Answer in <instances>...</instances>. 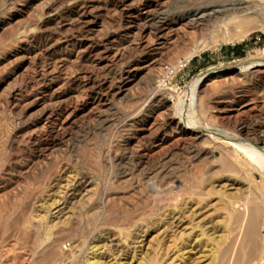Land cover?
I'll return each mask as SVG.
<instances>
[{"label": "rangeland", "instance_id": "rangeland-1", "mask_svg": "<svg viewBox=\"0 0 264 264\" xmlns=\"http://www.w3.org/2000/svg\"><path fill=\"white\" fill-rule=\"evenodd\" d=\"M52 1L0 0V264H31L30 262L33 264H86L87 258H95L104 264H264V177H262L264 174H259L260 171L255 165L242 154L239 155L240 159L230 154L229 150L232 149V153L234 148L231 146L232 143L240 140L233 139L232 130L228 125L215 123L214 119L209 118L213 114L210 112H213L214 109V113H217L215 105H226L227 109L231 105L234 106L232 103H236V101L232 100H236L238 88L235 86L239 84V87H246L252 94L254 93L251 99L257 101L255 103L258 105L256 104V110L254 109L252 113L264 112V106H261L264 105V101L261 100V97L264 98V76L261 77L255 73L264 66V9L244 16L245 12H238V10L244 8L246 12L250 11L247 5L250 0H179L175 4L169 5L162 16L160 14V18L154 21L166 20L168 25L163 33L165 37L167 35L165 40L164 36L158 37L152 31L141 36L138 34V29L134 27L143 23L139 13L144 10L147 0H129L126 3L127 6H124L125 12H121V14V9L113 3L117 0H113V2L99 0L95 3L96 6L92 5L93 9L90 8L88 10L90 14L88 13L86 16H82L80 10L73 9L70 5L73 0H68L55 8L58 15L55 24L53 23L54 25L51 27L53 32L58 34L55 33L58 36V43H55L56 45L53 43L52 48V44H48L51 47L48 46L43 39L40 41V39L30 37L33 33L38 32L35 27L36 23L41 19V16L43 17L45 6ZM259 1L264 6V0ZM195 8H207L214 11H208L204 17L186 16L180 20L181 22L178 21L176 25L172 26L173 29L169 28L171 21L176 16V11ZM236 15L242 18H238L237 21H234L237 23H234L231 19H234L233 17ZM61 16L65 19L63 20ZM71 22L73 24H70ZM226 23L228 25L230 23L231 26L225 27ZM64 24L69 25L68 30L61 27ZM170 30L172 33L167 32ZM94 31L97 33L96 36H94ZM30 33L31 35H29ZM147 34L150 35L148 39L151 38L149 45L152 49L147 51L148 53L141 50L135 52L128 47L135 46L141 39H146L145 41L148 43ZM91 36L92 39L95 37L100 39V43L91 51L85 52L83 43L91 41ZM28 37L31 39L27 41ZM114 39L116 41H113ZM121 42L124 43L123 46H127L121 48ZM116 47H119L120 50L124 49L127 54L122 63L112 62L113 51L117 50ZM238 47L241 48L239 51L235 49ZM227 48L231 49L227 50ZM110 49L113 52H110L111 56L106 54V51ZM76 52L79 54L77 55ZM128 56L130 57L128 58ZM72 58L77 61L74 62L75 60L73 61ZM144 60L152 61L151 63L154 64L146 72L139 74L137 83L132 84L133 96H130V92L129 97H122L115 92L116 87L111 92L113 95L106 94L103 88L92 91L83 88L88 78H96L97 81L104 79L110 81L111 78L110 82L115 80L113 83L116 84L118 77L127 78L130 71L145 63ZM70 61L71 63H69ZM106 63L108 65L104 67L103 64ZM64 64H68V67ZM101 64L104 69L100 67ZM134 64L136 67H132ZM61 67L64 68L60 69ZM99 68L103 71L101 69L100 71ZM38 73L45 74L44 81L35 80L40 75ZM198 78H207L211 81L212 90L208 97V102L211 103H204L205 99H202L193 88L195 87L194 82ZM61 81L63 83H60ZM69 81L71 82L69 83ZM44 82L46 85H43ZM83 82L84 84H82ZM62 84L64 87L61 88ZM48 85L54 88L55 96L60 92L76 95L79 100L76 96H74L76 98L72 96L74 102L71 110L76 107L75 109L82 115L70 129H67L66 134L61 133L55 136L54 141L52 131L48 126L50 117L37 115L38 109L32 100ZM55 86L59 89H56ZM157 87L163 88L166 95L171 97L172 103H170L174 105L173 108L178 114L172 110V115L176 114V118H183L182 122L184 123H187L189 119L192 120H189L191 123L194 121V125L198 122L199 126L205 123L202 125L204 129L200 131L202 139L197 141L200 149L195 146L193 149L191 148V151L190 149L183 150L184 153L179 151L177 153L179 156L183 155L182 158L179 156L170 157L171 160L163 158L160 161L163 164H151L152 167L149 165L140 166L132 156L131 149L137 144V147L141 148H138L139 150H143L149 145L144 140L141 142L138 137L142 130L148 133L151 125L147 122L146 126L142 128L138 120L149 115V111L152 109L149 99L158 89ZM192 91H195L194 95H192ZM169 92L171 93L169 94ZM254 96L255 98L260 97L259 100ZM227 97H230L231 101ZM224 101L226 102L224 103ZM52 102L51 106L54 105ZM212 104V109H210ZM205 106L207 107L205 108ZM209 109L210 111H208ZM85 111L87 115L83 113ZM158 111L154 116L161 115L160 117H163L160 113L161 110ZM140 112L141 114H139ZM261 113L257 115L258 119H254V117L247 119L246 124L250 127L251 134L259 136L262 133L260 136L264 137V117ZM57 114L58 109L54 108L52 116ZM83 114H85L84 117ZM183 116H187V120ZM184 123L183 125H186ZM197 124L195 126H198ZM206 124L209 125V128ZM217 126L222 127H219V131L215 133L218 130ZM225 126L229 127L228 130ZM36 131L44 134L39 137L41 140L34 142L31 140V136L36 134ZM224 131L226 135H223ZM161 135L163 136L161 133L157 139H160ZM137 139L140 140L138 143ZM41 141L43 144L38 145ZM126 142L128 143L126 144ZM242 142L241 144H245ZM220 143L226 146H220ZM203 146L204 149L212 147H215L212 149H217L215 165L218 163L219 165L216 167L220 168L222 172H225L223 170L226 169L225 176L230 178L238 176L237 180H241L237 182L242 186V191L232 188H229L232 191H228L232 197H234L233 193L234 195L237 192L240 193H238L240 197L237 198L238 194L235 195L236 198L234 197V200L237 201H233L237 202L234 210H237L238 207L241 210H237L239 213L233 212V221H230L228 217L223 221L220 219L218 221H221L218 226L222 230L223 226L225 227L226 241H219L222 230L211 234V224H206V221L200 223L195 221L196 224L191 225L187 217L189 212L196 208L194 203L197 198L201 199L200 202L203 199H208L207 202H201V206L213 204L216 200L213 207L217 208L212 207L209 212H204L203 217L209 213L210 216H208L213 218L220 215L217 212L221 213L219 210L222 207L220 206L222 205L221 201L218 202L215 197L209 198L198 190L187 193L172 192L171 189H168V187L170 188L169 184L161 183L162 180L171 179L179 184L183 178L175 179L174 177L184 175L183 171L181 173V169L185 170L183 163L180 165L181 162L188 164V158L191 155L193 157L197 150L203 149ZM45 147L47 150L44 149ZM221 147L223 151H221ZM39 148L40 150H38ZM223 152L230 154V157L224 155ZM222 157L227 159L222 161L219 159ZM233 158H236L237 161ZM174 159L179 160L180 163ZM233 160L236 162H232ZM242 162L245 164L243 165ZM164 163L167 164L164 165ZM195 163L192 164L193 167L200 166L199 163ZM176 166H181V168ZM232 166L235 168H231ZM241 166L244 167L241 168ZM169 167H172V170ZM222 167L223 169H221ZM173 171L176 173H174L175 176H170ZM233 171L237 172L233 175ZM249 172L251 173L248 174ZM166 174L170 178L167 179ZM78 179L81 180L80 183ZM206 179L209 181L207 176ZM206 179L203 181L201 177L194 181L193 185L198 183L197 181L205 182L206 185ZM83 183L85 184L83 185ZM249 184L254 185L256 189ZM159 185L161 186L158 187ZM247 189H249V193ZM242 193L249 199L240 200L241 197L244 198ZM259 194L260 197L263 195L262 203ZM217 202L219 205H216ZM258 206L263 207L258 208ZM215 209L217 210L215 211ZM256 209L257 211H255ZM251 211L254 212L253 216L250 215ZM258 213L262 215L257 216V218H261L258 219L259 222H255L258 221L257 218L253 219ZM28 216L29 218H27ZM171 219L176 224L171 225ZM179 222L184 223L182 228L175 226ZM238 222L242 223V226L240 223L238 225ZM257 223H259L258 226H256ZM185 226L186 228H184ZM249 233L253 234L252 238L254 237L258 243L255 241L253 243ZM53 240L56 242H52ZM47 244L52 245H48V248L52 249L49 253ZM258 244L259 246H257ZM184 246L186 247L184 248ZM252 246L255 250L252 249ZM54 248L59 252L56 249L53 251ZM55 253L56 255H53ZM58 258L62 262L58 261Z\"/></svg>", "mask_w": 264, "mask_h": 264}, {"label": "bare ground", "instance_id": "bare-ground-1", "mask_svg": "<svg viewBox=\"0 0 264 264\" xmlns=\"http://www.w3.org/2000/svg\"><path fill=\"white\" fill-rule=\"evenodd\" d=\"M67 2L68 0H53L52 2H50V3H48L46 6H45V8H44V14H42L43 15V17L41 16V19L40 20H38V22L36 23V28H37V30H38V32L37 33H33V31H32V33H33V35L32 36H30L32 39H40V41H41V39H43L46 43H47V45L48 44H52V48H53V43L55 44V43H58V40H57V37L58 36H56L55 35V33L53 32V28L51 27L52 25H54L55 23V20H56V18H57V15H58V12L55 10V8L58 6V5H61V4H63L64 2ZM97 1H99V0H73V2H71V6H72V8L73 9H78V10H80V12H81V15L82 16H86V15H88V13L90 12H88V10L92 7V5L93 6H96V2ZM105 1H107V0H105ZM129 0H117V1H115V2H113V0H110V2H113L119 9H121V11H120V14H121V12L122 13H124L125 12V9H124V6H127L126 5V3L128 2ZM131 1V0H130ZM176 1H179V0H147L146 1V4H145V8H144V10L143 11H139L140 13H139V17H140V19H141V21L143 22L142 23V25H139L138 23V25H136V26H134V27H136L135 29H138V31H139V35L141 34V36H143L144 34H146L147 32H151L152 31V33H154L155 32V34H156V36H164L165 37V35H163V33H165L164 32V30H165V28L167 27V23H166V20H163L162 18V20H159L158 22H154L156 19H158V18H160V14H161V16H162V13L163 12H165V10L168 8V6L169 5H171V4H175V3H177ZM95 4V5H94ZM129 4V3H128ZM144 4V3H143ZM247 5L249 6V9H250V11H248V12H246V9H244V8H240L239 10H238V12H245L244 13V16H246V15H249V14H252V13H255V11H262L263 9H264V6H263V4L259 1V0H250L249 1V3H247ZM70 6V7H71ZM129 6V5H128ZM59 7V6H58ZM144 7V6H143ZM100 8V7H99ZM113 8V7H112ZM130 8V7H129ZM65 9V8H64ZM91 9H93V8H91ZM107 9V8H106ZM139 9V8H138ZM69 10V9H68ZM95 10V9H94ZM96 10H98V8H96ZM59 11V10H58ZM64 11V10H63ZM93 11V10H92ZM208 11H214L213 9H207V8H195V9H191V10H178V11H176L175 12V17L173 18V21H171L172 23L170 24V27L169 28H171L172 26H174V25H176V23L178 22V21H180L181 19H183V18H185L186 16L187 17H204V15L206 14V13H208ZM61 12V11H60ZM76 12V11H75ZM94 12V11H93ZM43 13V12H42ZM63 14V13H62ZM72 14V13H71ZM77 14H79L80 15V13H77ZM77 14H76V16H77ZM90 14V13H89ZM92 14V13H91ZM98 14V13H97ZM101 14V13H100ZM103 15V14H102ZM101 15V16H102ZM137 15V14H136ZM72 16V15H71ZM94 16V15H93ZM123 16V15H122ZM159 16V17H158ZM238 15H236V17H233L234 19L236 18V20H234V19H231L233 22L234 21H237L238 20V18L239 17H237ZM239 16H241V15H239ZM63 16H61V18H62ZM65 17V16H64ZM78 17V16H77ZM97 17H98V15H97ZM67 18V17H66ZM72 18V17H71ZM88 18V17H87ZM94 18V17H93ZM96 18V17H95ZM100 18H102V17H100ZM104 18V17H103ZM102 18V19H103ZM240 18H242V17H240ZM239 18V19H240ZM58 19H59V16H58ZM63 19V18H62ZM65 19V18H64ZM63 19V20H64ZM69 19V18H68ZM68 19H67V21H68ZM79 19V18H78ZM91 19V18H90ZM166 19V18H165ZM191 19V18H190ZM77 20V19H76ZM137 20H138V18H137ZM136 20V21H137ZM188 20V19H187ZM66 21V22H67ZM132 21V20H131ZM140 21V20H139ZM140 21V22H141ZM183 21H185V20H183ZM189 21V20H188ZM192 21V20H191ZM195 21V20H194ZM232 21H230L232 24H233V22ZM57 22H58V20H57ZM70 22V21H69ZM74 22V21H73ZM88 22V21H87ZM99 22H101V21H99ZM99 22H97V23H99ZM104 22V21H103ZM133 22V21H132ZM154 22V23H153ZM181 22V21H180ZM229 22V21H228ZM54 23V24H53ZM59 23V22H58ZM65 23V22H64ZM68 23V22H67ZM90 23V22H89ZM234 23H237V22H234ZM70 24H73L72 22L70 23ZM79 24V23H78ZM81 24V23H80ZM88 24V23H87ZM102 24V23H101ZM77 25V24H76ZM85 25H86V23H85ZM99 25V24H98ZM102 25H104V24H102ZM226 25L227 26H225V27H230L231 25H230V23H229V25L226 23ZM69 25L68 24H64V25H61V27L63 28V29H67V27H68ZM73 26V25H72ZM131 26H132V24H131ZM54 27V26H53ZM128 27H129V25H128ZM176 27V26H175ZM56 28V27H55ZM54 28V29H55ZM72 28V27H71ZM126 28V27H125ZM169 28H167V29H169ZM253 28V27H252ZM251 28V29H252ZM255 28V27H254ZM65 29V30H66ZM84 29V28H83ZM82 29V30H83ZM101 29V28H100ZM133 29V28H132ZM171 29H173V28H171ZM258 29V28H257ZM68 30V29H67ZM85 30V29H84ZM87 30V29H86ZM92 30V29H91ZM90 30V31H91ZM255 30V29H254ZM56 31V30H55ZM89 31V32H90ZM99 31V30H98ZM101 31V30H100ZM87 32V31H86ZM130 32V31H129ZM133 32V31H132ZM168 33H172V31L170 30V31H167ZM166 32V33H167ZM94 33H95V31H94ZM122 33V32H121ZM151 33V34H152ZM167 33V34H168ZM57 34V33H56ZM126 34V33H125ZM136 34V33H135ZM137 34V35H138ZM29 35H31V33L29 34ZM58 35V34H57ZM94 35V34H93ZM97 35V33H95V35L94 36H96ZM100 35H101V33H100ZM119 35V34H118ZM170 35V34H169ZM168 35V36H169ZM99 36V35H98ZM127 36V35H126ZM150 36V35H149ZM148 34H147V39H148ZM151 36H153V35H151ZM101 37H103V36H101ZM114 37V36H113ZM119 37V36H118ZM129 37H131V36H129ZM134 37H136V36H134ZM139 37V36H138ZM166 37H167V35H166ZM166 37H165V40H166ZM29 38V37H28ZM31 38H29V39H27V41L28 40H30ZM93 37L91 36V39H92ZM100 38V37H99ZM155 38V37H154ZM169 38V37H168ZM89 39V38H88ZM124 39V38H123ZM133 39V38H132ZM135 39V38H134ZM149 39H151V38H149ZM148 39V40H149ZM26 40V39H25ZM118 40V39H117ZM146 40V39H145ZM145 40H143V39H141L138 43H137V40H136V43H134V44H136L135 46H128L129 48H132L133 49V51L135 50V52H137L136 50H141V51H145V52H149L150 50H152V49H150L151 47V45H149V43L151 44V42H150V40L148 41V43L145 41ZM158 40V39H157ZM112 41V40H111ZM110 41V42H111ZM113 41H116L115 39L113 40ZM121 41V40H120ZM124 41V40H123ZM160 41V40H159ZM164 41V40H163ZM44 42V43H45ZM60 42V41H59ZM67 42V41H66ZM82 42V41H81ZM107 42H108V40H107ZM130 42V41H129ZM134 42V41H133ZM43 43V44H44ZM68 43V42H67ZM100 43V39H98V38H94V39H92L91 41H87V42H85V43H83L84 45H83V48H84V50H85V52L86 51H91L92 49H94L98 44ZM112 43V42H111ZM128 43V42H127ZM132 43V42H131ZM116 44V43H115ZM123 42H121V48L123 47V48H125L124 46H127V45H124L123 46ZM129 44V43H128ZM133 44V45H134ZM56 45V44H55ZM54 45V46H55ZM59 45V44H58ZM159 45V44H158ZM167 45V44H166ZM16 46V45H15ZM48 46H50L51 47V45H48ZM106 46V45H105ZM104 46V47H105ZM108 46V45H107ZM163 46V45H162ZM16 47H18V46H16ZM46 47V46H45ZM50 47H48V48H50ZM66 47V46H65ZM103 47V48H104ZM112 47V46H111ZM115 47V46H114ZM120 47V46H119ZM119 47L117 48L116 47V51H111L112 49H110V50H108V51H106V54H109L110 55V52H112L113 53V55H112V58H113V61L112 62H114V61H116V62H120V63H122V60L126 57V53H125V51H124V49L123 50H120L119 49ZM21 48V47H20ZM47 48V47H46ZM46 48H44V49H46ZM64 48V47H63ZM82 48V49H83ZM159 48H161V47H159ZM164 48V47H163ZM24 49H25V47H24ZM57 49H59V48H57ZM60 49H61V46H60ZM74 49V48H73ZM76 49V48H75ZM108 49V48H107ZM20 50V49H19ZM47 50V49H46ZM63 50H65V49H63ZM83 50V51H84ZM104 50H106V49H104ZM15 51H16V49H15ZM18 51V50H17ZM25 51V50H24ZM49 51V50H48ZM55 51H56V49H55ZM98 51V50H97ZM132 50H130V52H131ZM19 52V51H18ZM46 52V51H45ZM57 52V51H56ZM128 52V51H127ZM147 52V53H148ZM157 52V51H156ZM68 53V52H67ZM66 53V54H67ZM132 53V52H131ZM146 53V54H147ZM152 53V52H151ZM47 54V53H46ZM49 54H51V53H49ZM53 54H55V53H53ZM52 54V55H53ZM57 54V53H56ZM76 54H77V52H76ZM79 54V53H78ZM77 54V55H78ZM84 54V53H83ZM139 54V53H138ZM143 54V53H142ZM145 54V53H144ZM61 55V54H60ZM76 55V56H77ZM82 55V54H81ZM80 55V56H81ZM25 58H26V56L25 55H23ZM46 56H48V55H46ZM50 56V55H49ZM83 56V55H82ZM111 56V55H110ZM109 56V57H110ZM150 56V55H149ZM130 56H128V58H129ZM151 57V56H150ZM65 58V57H64ZM75 58V57H74ZM77 58V57H76ZM85 58V57H84ZM127 58V59H128ZM139 58V57H138ZM148 58V57H147ZM73 59V58H72ZM78 59V58H77ZM109 59V58H108ZM142 59V58H141ZM155 59V58H154ZM154 59H153V61H154ZM61 60V59H60ZM65 60V59H64ZM71 60V59H70ZM75 59H73V61H74ZM140 60V59H139ZM143 60V59H142ZM151 60V59H150ZM68 61V60H67ZM72 61V62H73ZM77 60H75L74 62H76ZM78 61H79V59H78ZM111 61V60H110ZM135 61V60H134ZM141 61V60H140ZM145 61V60H144ZM152 62V61H151ZM150 61H145V63L142 65V66H135V64H134V66H132V67H136L133 71H130L128 74H127V78H117L118 79V81H117V83L115 84V83H113V81L115 82V80H113L112 82H110L111 81V78H110V81L109 80H106V79H102L103 81H97V79L96 78H86L87 80H86V83L84 84V82L82 83V84H84V87L83 88H86V90L88 89V90H94V89H97V88H99V90H100V88H101V90H102V88L103 89H105V91H106V94H109V93H111L114 89H115V87L117 88L116 89V91L115 92H117V94H120V95H122V97L123 96H127V97H129V95H130V92H131V95L130 96H133L132 95V91H131V87H133L132 86V84L134 83V82H136L137 83V80H139V78H137L138 77V75L139 74H141V73H143L144 71L146 72L148 69H150L152 66H153V64L151 63ZM69 63H71V61L69 62ZM78 63V62H77ZM108 63H110V62H108ZM108 63H106V64H103L104 65V67H107V65H108ZM115 63V62H114ZM137 63V62H136ZM111 64V63H110ZM117 64V63H116ZM129 64V63H128ZM128 64H127V66H128ZM65 65V64H64ZM68 65V64H67ZM67 65H65L66 67H68ZM112 65V64H111ZM60 66V65H59ZM98 67H99V65H98ZM97 67V68H98ZM101 68H103V66H102V64H101V66H100ZM126 67V66H125ZM130 67V66H129ZM131 67V68H132ZM62 68H64V67H61L60 69H62ZM101 68H99V70L101 69ZM66 69V68H65ZM64 69V71H66ZM104 69V68H103ZM127 69V68H126ZM68 70H69V68H68ZM97 70V69H96ZM99 70H97L98 72H99ZM102 70V69H101ZM100 70V71H101ZM132 70V69H131ZM257 70V69H256ZM255 70V71H256ZM63 71V72H64ZM96 71V72H97ZM103 71V70H102ZM125 71V70H124ZM67 72V71H66ZM54 73V72H53ZM60 73V72H59ZM58 73V74H59ZM256 74H258V75H260L261 77L262 76H264V66L263 67H261L260 69H258L256 72H255ZM38 74H40V73H38ZM48 74V73H47ZM49 74H51V73H49ZM61 74H62V72H61ZM121 74V73H120ZM45 75V74H44ZM44 75H39L38 76V78H36L35 80H40V81H44L45 80V76ZM52 75V74H51ZM65 75H66V73H65ZM143 75V74H142ZM257 75V76H258ZM53 76V75H52ZM64 76V75H63ZM67 76V75H66ZM68 76H71V75H69L68 74ZM82 76V75H81ZM51 77V76H50ZM57 77V76H56ZM60 77V76H59ZM140 77V76H139ZM64 78V77H63ZM66 79H67V77H65ZM76 78V77H75ZM79 78V77H78ZM61 79H62V77H61ZM112 79H115V78H112ZM153 79V78H152ZM155 79V78H154ZM203 79V80H202ZM52 79H50V81H51ZM56 80V79H55ZM72 80V79H71ZM75 80V79H74ZM84 80H85V78H84ZM99 80V79H98ZM202 80V81H201ZM39 81V82H40ZM50 81H46V82H50ZM63 81V80H62ZM60 82V83H63V82ZM65 81V80H64ZM66 81H68V80H66ZM76 81V80H75ZM79 81V80H78ZM29 83H30V81H28ZM52 82V81H51ZM71 81H69V83H70ZM74 82V81H73ZM211 81L210 80H208L207 78H198L197 79V81L196 82H194L195 84H194V86L195 87H193L194 89H195V91L197 92V94L202 98V99H205V101H204V103L206 102V104L207 103H209L208 102V97H210V95H211V83H210ZM45 83V82H44ZM66 83V82H65ZM68 83V82H67ZM68 83V84H69ZM43 84V83H42ZM56 84H57V81H56ZM67 84V85H68ZM211 84V85H210ZM40 85H41V83H40ZM43 85H46V83L45 84H43ZM57 86V85H56ZM55 86V87H56ZM66 86V85H65ZM78 86V85H77ZM80 86H81V84H80ZM240 86V84L237 86H235V87H238L237 88V97H236V100H232V101H236V103L235 102H231L232 104H234V106H230V108L229 109H227L225 106H222V105H215L214 106V108H216L217 109V113H214V111H215V109H214V111L212 112H210V113H213V114H211V116L209 117V118H211V119H214L215 120V123L216 122H219V124H224V125H228L229 127H230V129L232 130L231 132H232V137H233V139H235V140H240L239 142H233L232 143V145H231V142H230V145L231 146H234V148H233V152L231 153V150H229L230 151V154L232 155V156H234V157H237V159H238V157H239V155L240 154H242L243 156H245L246 157V159H248V160H250V162L251 163H253L254 165H255V167L260 171L259 172V174L260 173H263L264 174V137H261L260 135L262 134H259V136L258 135H254V134H251V130L249 129L250 127L246 124V122H248L247 121V119H250L251 117H254V119L256 118V119H258L257 118V115L258 114H260L259 112H258V114L257 113H252L253 112V110L255 109L256 110V104L257 103H255V102H257V101H255L254 99V101L251 99V97H252V95L254 94H252L250 91H249V89L247 88L246 89V87L245 88H243V87H239ZM242 86V85H241ZM62 87H64V84H62V86H61V88ZM42 88V87H41ZM158 88V87H157ZM156 88V89H157ZM263 88H264V84H263ZM56 89H59V88H57L56 87ZM55 89V91H57ZM78 89V88H77ZM76 89V90H77ZM82 89V88H81ZM76 90H74V91H76ZM85 90V89H84ZM86 90L84 91V92H86ZM152 90H154V89H152ZM37 91H39V90H37ZM41 91V90H40ZM53 91H54V88L52 87V86H50V85H48L46 88H45V90L43 91V92H41V93H37V95H36V97L34 98V99H32V100H34L33 101V103H34V106L38 109V114L37 115H39L40 117H50L49 118V128L51 129L50 131H52V136H53V141H54V137L55 136H58V135H60L61 133H65L66 131H67V129L69 128L70 129V127L72 126V124L74 123V122H76L77 121V119L79 118V117H81L82 115L80 114V112L77 110V109H75L74 107V109L73 110H71V108H72V105H73V97L74 96H76V95H71V94H69V93H59L58 95H56L55 96V93H53ZM59 91V90H58ZM68 91V90H67ZM79 91H81V90H79ZM96 91V90H95ZM195 91L192 93V95H194V93H195ZM233 91L235 92V90L233 89ZM232 91V92H233ZM78 92V91H77ZM102 92V91H101ZM104 92V91H103ZM168 92V91H167ZM73 93V92H72ZM105 93V92H104ZM171 92H169V94H170ZM33 94H35V93H33ZM112 95H113V93H111ZM110 94V95H111ZM232 94V93H231ZM230 94V95H231ZM235 94V93H234ZM104 95V94H103ZM114 95H115V93H114ZM191 95V94H190ZM73 96V97H72ZM77 97V96H76ZM76 97H74V98H76ZM101 97V96H100ZM126 97V98H127ZM193 97V96H192ZM233 97H235V96H233ZM258 97V96H257ZM78 98V97H77ZM220 98V97H219ZM228 98V97H227ZM230 98V97H229ZM228 98V100L229 101H231L230 99ZM254 98H255V96H254ZM260 98V97H259ZM259 98H255V99H258L259 100ZM263 97H261V100H262V102L264 101L263 99H262ZM223 99H224V97H223ZM233 99V98H232ZM78 100H79V98H78ZM217 100V99H216ZM222 100V99H221ZM51 101H53L54 102V105L52 104V106L50 105V103H51ZM149 101H150V103H151V111H149V115H147V116H145L144 117V119H142L141 118V120H138V123L140 124V126L143 128V127H145L146 126V123L147 122H149V124L151 125V128H150V130H149V132L148 133H145L144 132V130H142V132L140 133V135H139V137H138V139H140L141 140V142L144 140V141H146L145 143H149V145L147 146V148H144L143 150H139V149H141V148H139V147H137L138 146V142L140 141V140H138L137 139V145H136V147L135 146H133V148L131 149V154H132V156L137 160V162H138V164L140 165V166H146V165H149L150 167H152L151 166V164L152 165H155L156 163H158V164H161L162 162H160L161 161V159H163L164 158V160L165 159H167L168 158V160H171V159H169L170 157H178L179 155H178V153H179V151H183V150H188V149H190V151H191V148L193 149L195 146H198L197 145V141H200V139H202L201 138V136H200V131H201V129H204V126H202V125H204L202 122V125L201 126H199L198 124H199V122H198V126H195L194 125V121H193V123H191L189 120H191V119H189V120H187V116L185 117V116H183V117H185L186 119L185 120H187V123H186V125H183V123L184 122H182V119H181V117L180 118H176V114H177V112H176V110H175V108H173L174 107V105H172L171 103V97H168L167 95H166V91H164L163 90V88L161 89V88H158L157 90H155L154 92H153V94H152V96H150V99H149ZM15 102H17V101H15ZM52 102V103H53ZM171 102V103H170ZM214 102V101H213ZM226 101H224V103H225ZM76 103H78V102H76ZM211 103V102H210ZM81 104H82V101H81ZM170 104H171V106H170ZM205 104V105H206ZM228 104V103H227ZM261 104H263V103H261ZM261 104H259V105H261ZM75 105V104H74ZM78 105V104H77ZM94 105H96V104H94ZM230 105V104H229ZM258 105V104H257ZM53 106H55L54 108L55 109H58V114L56 115V116H52V113L54 112V108H53ZM89 106V105H88ZM97 106V105H96ZM96 106H94V107H96ZM210 106V105H209ZM208 106V107H209ZM212 106H213V104L211 105V107H209L210 109H212ZM262 107L264 106V105H261ZM82 107H84V106H82ZM147 108H148V106H146ZM207 106H205V108H206ZM234 107H236V108H234ZM260 107V106H259ZM90 108H92V107H90ZM146 108V109H147ZM261 108V107H260ZM93 109V108H92ZM92 109H90V110H92ZM208 109V108H207ZM210 109L208 110V111H210ZM258 109V111H260V109L259 108H257ZM262 109V108H261ZM263 109H264V107H263ZM158 110H161L160 111V113H162V116L163 117H160L161 115H159V117L160 118H162L161 120H160V118L159 117H157V116H154V114L155 113H157V111ZM172 110H174L175 112H176V114L175 115H172ZM84 111V110H83ZM88 111H89V109H88ZM88 111H87V113H88ZM142 111H143V109H142ZM264 111V110H263ZM159 112V111H158ZM83 113H85L86 114V111L85 112H83ZM159 113V114H160ZM210 113H208V114H210ZM55 114H56V112H55ZM85 114H83V117H84V115ZM139 114H141V112L139 113ZM153 114V115H152ZM174 114V113H173ZM81 115V116H80ZM87 115V114H86ZM145 115V114H144ZM178 115V114H177ZM188 115V114H187ZM261 115L264 117V112L263 113H261ZM142 116V115H141ZM190 117V116H189ZM261 117V116H260ZM263 117H261V118H263ZM138 118H140V117H138ZM43 119V118H42ZM47 119V118H46ZM252 119V118H251ZM48 120V119H47ZM80 120H81V118H80ZM82 120H83V118H82ZM213 120V121H214ZM184 121V120H183ZM192 121V120H191ZM212 121V122H213ZM79 122V121H78ZM211 122V121H210ZM209 122V123H210ZM252 122V121H251ZM137 123V122H136ZM184 123V124H185ZM207 123H208V121H207ZM215 123H212V124H214L215 125ZM250 123V122H249ZM248 123V124H249ZM75 124V123H74ZM77 124V123H76ZM193 124V125H192ZM211 124V125H212ZM218 124V125H219ZM46 125V126H47ZM149 125V126H150ZM207 125V124H206ZM210 125V126H211ZM211 126V127H215V126ZM224 125H223V127H224ZM47 126V127H48ZM225 126V128H227ZM140 127V128H141ZM206 127V126H205ZM207 127L209 128V125H207ZM219 127H222V126H217L216 128L218 129V130H216L215 131V133L217 132V131H219ZM228 127V128H229ZM149 128V127H148ZM224 128V129H225ZM228 128H227V130H228ZM263 128V127H262ZM145 129V128H144ZM260 129V128H259ZM146 130V129H145ZM208 130V129H207ZM222 130V129H221ZM226 130V131H227ZM258 130V129H257ZM139 131V130H138ZM255 131V130H254ZM259 131H262V130H259ZM259 131H258V133H259ZM38 131H36V134H33L32 136H31V140L32 141H38V140H41V139H39V137L41 136V135H43V134H41V132H38ZM34 133V132H33ZM163 134V136L160 138V139H157L159 136H160V134ZM214 133V132H213ZM223 133V132H222ZM227 133H229V132H227ZM252 133H253V131H252ZM257 133V132H256ZM66 134V133H65ZM212 134V133H211ZM47 135V134H46ZM223 135H226L225 134V131H224V134ZM228 136H229V134H227ZM62 136V135H61ZM60 136V137H61ZM217 136V135H216ZM227 137V136H226ZM43 138V137H42ZM213 138V137H212ZM211 138V139H212ZM230 138H231V136H230ZM213 139H215V138H213ZM212 139V140H213ZM45 140V139H44ZM46 140H47V138H46ZM50 140V139H49ZM48 140V141H49ZM211 140V142H213ZM215 141V140H214ZM216 141H217V139H216ZM218 141H220L221 143H222V141L221 140H219L218 139ZM241 141H243L242 143H245V144H241ZM31 142V141H30ZM40 142V141H39ZM38 142V143H39ZM43 141H41V143H39L38 145H42L43 143H42ZM210 142V141H209ZM227 142V141H226ZM33 143V142H32ZM52 143V142H51ZM50 143V144H51ZM128 142H126V144H127ZM217 143V142H216ZM219 144L220 146H223V145H225V144ZM228 143H229V141H228ZM36 144H37V142H36ZM196 144V145H195ZM212 144V143H211ZM215 144V143H214ZM133 145H134V143H133ZM199 145H200V143H199ZM53 146V145H52ZM201 146H202V144H201ZM215 146V145H214ZM226 146V145H225ZM231 146H228V147H231ZM51 147V146H50ZM132 147V146H131ZM199 147V146H198ZM197 147V148H198ZM207 147H209V146H207ZM217 147V146H216ZM36 148V147H35ZM41 148V147H40ZM40 148L38 149V150H40ZM53 148V147H52ZM135 148H137V149H135ZM139 148V149H138ZM212 148H215V147H212ZM212 148H209V149H204V146H203V149L201 148V150L200 151H194L195 153H194V155H193V157H192V155L188 158V160L186 159L187 158V156H185L184 157V159H186L188 162V164H186V163H184V162H181V164L180 165H182V163H183V166H184V168L183 169H185V170H182L181 169V173H182V171L184 172V175L182 174V177H174L175 179H178V178H183L182 180H180V182H179V184L177 183H175L174 181H171V179L170 180H162L161 181V183L162 184H169L170 185V188L168 187V189H171L172 190V192H174V191H178L179 193H181V192H191V191H193V190H198V191H201L202 192V194H206L209 198L211 197H215V199H217V201L218 202H222V205H220V206H222L221 207V209H219V210H221V213H219V212H217L218 214H220V215H218V216H214V218L213 217H209L210 216V213L208 214V215H206V217H203L202 216V214H204V212H209L210 210H211V208L213 207V205H215V201L213 202V204L211 203V204H208V205H206V206H201L202 205V203L201 202H203V201H208V199H206V200H204L203 199V201H201L200 202V200L201 199H198L197 198V200L195 201V203H194V205H196V208H194L191 212H189L190 214H188V218H189V224H196V223H200L201 221H203V222H205L206 224L208 223V224H211L212 225V227H211V230H210V233L211 234H215L217 231L219 232V231H221L222 230V228L221 227H219L218 225V223H220V222H218L219 221V219L220 220H222L223 221V219H225L226 217H228L229 218V220L230 221H233V217H232V215H233V212H238L239 210L238 209H240L239 207H238V211L235 209L234 210V207H236L237 206V202H234L235 200H234V197H235V195L236 194H238L239 192H235L236 194L234 195V193H233V196L234 197H232V195H229L228 194V191L230 190L229 188H232L233 190L235 189V190H237V191H242L241 189H242V186L237 182L238 180H237V177L238 176H236V178H235V176H234V178H232V176H231V178L229 177V176H225V172H227L226 171V169L225 170H223V171H225V172H222V170H220V168L218 169L217 167H216V165H219L218 163L215 165V159H216V152H217V149H212ZM224 148H226V147H224ZM232 148V147H231ZM37 149V148H36ZM44 149H46L47 150V148L45 147ZM43 149V150H44ZM199 149H200V147H199ZM221 149H222V147H221ZM220 149V150H221ZM227 149H229V148H227ZM227 149H225V150H227ZM196 150V149H195ZM221 151H223V149L221 150ZM228 151V152H229ZM178 152V153H177ZM226 152V151H225ZM225 152H223L224 153V155L226 154ZM183 153H184V151H183ZM222 153V152H221ZM187 154V153H186ZM192 154V153H191ZM220 154V153H219ZM230 154H226V155H229V157H230ZM231 156V157H232ZM179 157H183V155L181 156V154H180V156ZM192 157V158H191ZM225 157V156H224ZM224 157H222V158H219V159H222V161H223V159H224ZM228 157V156H227ZM243 158V157H242ZM179 159V158H178ZM219 159H217V160H219ZM227 159V158H226ZM226 159H224V160H226ZM229 159V158H228ZM234 160L236 159V158H233ZM237 159H236V161H237ZM239 159H240V157H239ZM167 160V161H168ZM175 160V159H174ZM173 160V162H175ZM231 160H232V158H231ZM232 161V162H236V161ZM247 160V161H248ZM163 161V160H162ZM166 161V162H167ZM178 161V163H180V161L179 160H177ZM181 161H183L182 159H181ZM241 161H243V160H241ZM245 161V160H244ZM160 162V163H159ZM186 162V161H185ZM191 162H193V163H195V162H197V163H199L200 164V166H197V165H195V164H197V163H195L194 165L195 166H197V167H193L192 166V164H190ZM225 162V161H224ZM177 163V165H179ZM222 163V162H221ZM229 163H230V165H231V162H230V160H229ZM238 163H240V162H238ZM243 163V162H242ZM250 163V164H251ZM163 164V163H162ZM165 164H167V163H164V165ZM198 164V165H199ZM223 164V163H222ZM234 164V163H233ZM245 164V162L243 163V165ZM174 165H175V163H174ZM174 165H173V168H174ZM225 165V164H224ZM239 165V164H238ZM240 165H241V163H240ZM226 166V165H225ZM234 166H235V164H234ZM234 166H232L231 168H233ZM155 167V166H154ZM153 167V168H154ZM176 167H178V166H176ZM175 167V168H176ZM180 168H181V166H179ZM178 167V168H179ZM200 167V168H199ZM221 167V166H220ZM227 167V166H226ZM225 167V168H226ZM238 167H240V166H238ZM242 167H244V166H241V168ZM170 168V167H169ZM177 168V169H178ZM235 168V167H234ZM254 168V167H253ZM171 170H172V167L170 168ZM169 169V170H170ZM177 169H176V171H177ZM221 169H223V167L221 168ZM152 170V169H151ZM155 170V169H154ZM158 170V169H157ZM232 170V169H231ZM244 170V169H243ZM242 170V171H243ZM255 170V169H254ZM175 171V170H174ZM172 172V173H170V176L171 175H173V176H175L174 175V173L175 172ZM179 171H180V169H179ZM229 171H230V169H229ZM238 171H241V169L239 170L238 169ZM171 172V171H170ZM234 172V171H233ZM237 171H235L234 173H233V175L236 173ZM243 172H245V171H243ZM257 172V171H256ZM155 173H156V171H155ZM246 173H247V171H246ZM251 172H249L248 174H250ZM253 173V172H252ZM152 174H153V172H152ZM157 174V173H156ZM155 174V175H156ZM176 174V173H175ZM177 174H180V173H177ZM227 174H229V173H227ZM238 174V173H237ZM262 174V175H263ZM159 175V174H158ZM167 175V174H166ZM204 175H206L207 177H208V179H209V181H207V179H206V176H204ZM231 175V174H230ZM255 175V174H254ZM169 175H167L166 177H167V179L168 178H170V177H168ZM184 176V177H183ZM205 178H204V177ZM248 176H250V175H248ZM202 177V180L203 179H206L205 181L207 182L206 183V185H205V182H200V181H197L198 183H196V184H194L193 185V183H194V181H196V180H198V179H200ZM262 177H264V176H262ZM160 178H161V176H160ZM172 178V177H171ZM251 178H252V176H251ZM250 177H249V179H251ZM257 178V177H256ZM261 179H263V178H261ZM161 180V179H160ZM264 180V179H263ZM75 181V180H74ZM77 181V180H76ZM79 181H81V180H79L78 179V182ZM86 181V180H85ZM204 181V180H203ZM239 181H241V180H239ZM252 182V181H251ZM80 183V182H79ZM160 183V184H161ZM242 183V182H241ZM253 183V182H252ZM254 183H255V181H254ZM262 183V182H261ZM74 184H76V183H74ZM85 183H83V185H84ZM263 184H264V181H263ZM250 186H253L254 188H255V186L254 185H252V184H249ZM75 186V185H74ZM161 185H159L158 187H160ZM164 186V185H163ZM162 186V187H163ZM166 186H168V185H166ZM250 186H248V187H250ZM81 187V186H80ZM82 187H84V186H82ZM157 187V186H156ZM157 187V188H158ZM161 187V188H162ZM232 189L230 190V191H232ZM250 189V188H249ZM249 189H247V191H248V193H249ZM251 189H252V187H251ZM250 189V190H251ZM256 189V188H255ZM78 190V189H77ZM165 190H167V189H165ZM245 190H246V188H245ZM257 190H258V188H257ZM74 191H75V189H74ZM247 191H245L246 193H247ZM253 191V190H252ZM259 191V190H258ZM76 192V191H75ZM197 192V191H196ZM201 192H199V193H201ZM244 192V193H245ZM261 192V191H260ZM259 192V193H260ZM245 193V194H246ZM253 193V192H252ZM232 194V193H231ZM240 194V193H239ZM237 195V198L238 197H240V195ZM244 194V195H245ZM228 195H229V197L231 196L233 199L231 200V197H230V199H229V197H228ZM242 196H243V193L241 194ZM247 195V194H246ZM248 196H250V195H248ZM204 197H205V195H204ZM208 197H206V198H208ZM244 197V196H243ZM246 197V198H245ZM244 198H240V200L242 199V200H244V199H249V198H247V196H245ZM259 197H260V194H259ZM236 198V197H235ZM261 198H263V195H261V197H260V201H261ZM257 199V198H256ZM212 200V199H211ZM234 200V201H233ZM254 200V199H253ZM237 201V200H236ZM245 201V200H244ZM256 202H257V200H255ZM259 201V200H258ZM218 202L216 203V205L218 204ZM243 202V201H242ZM248 202V201H247ZM243 203H246V202H243ZM255 203V202H254ZM261 203H262V201H261ZM203 204H205V203H203ZM207 204V203H206ZM235 204H236V206H235ZM219 205V204H218ZM257 205H258V203H257ZM254 206H256V205H254ZM245 207H246V204H245ZM259 207H263V206H258V208ZM192 208V207H191ZM213 208H217L216 206H214ZM220 208V207H219ZM242 208H243V206H242ZM261 209H263V208H261ZM217 209H215V211H216ZM241 210V209H240ZM252 210H253V208H252ZM255 211H257V209L255 210ZM259 211V210H258ZM241 212V211H240ZM261 212V211H260ZM239 213V212H238ZM252 213H254L253 211H251V213H250V215L251 216H253L252 215ZM256 213V212H255ZM216 214V213H215ZM240 215V214H239ZM256 216H254L255 218L253 219V220H255L256 218H257V216H259V215H262V214H255ZM238 216V215H237ZM26 217V216H25ZM201 217H203V218H201ZM234 217H235V214H234ZM241 217V216H240ZM27 218H29V216L27 217ZM201 218V219H200ZM253 218V217H252ZM259 218H261V217H259ZM259 218H257L256 220H258ZM173 219H175L174 218V216H173ZM236 219H239V218H236ZM236 219H235V221H236ZM242 219V218H241ZM241 219H240V222H242L241 221ZM172 220V219H171ZM199 220V221H198ZM243 220V219H242ZM260 220V219H259ZM259 220L258 221H255V222H259ZM23 221H24V217H23ZM29 221V220H28ZM195 221H197L196 223H195ZM25 222H27V220H25ZM25 222H24V224H25ZM240 222H238V225H239V223ZM28 223V222H27ZM249 223H250V221H249ZM171 225H174V224H176L175 222H174V220H172V222L170 223ZM234 224V223H233ZM242 223H240V225H241ZM256 224V223H255ZM258 224L259 223H257V225L256 226H258ZM235 225V224H234ZM237 225V224H236ZM175 226H177V228H178V226H180L181 228H182V226H184V223H182L181 224V222H179L178 223V225H175ZM242 226V225H241ZM238 227V226H237ZM251 229H252V227L251 226H249ZM184 228H186V226L184 227ZM236 229V228H235ZM251 229H249L250 231H251ZM253 230V229H252ZM256 230H258V229H256ZM249 231V232H250ZM247 232H248V229H247ZM246 232V233H247ZM253 232V234H255L254 233V231H252ZM250 234V233H249ZM252 233L250 234V236H251V238L250 239H252L253 240V243H254V241H255V238L253 237L252 238V235H253ZM257 234V233H256ZM249 236V235H248ZM255 236V235H254ZM256 237V236H255ZM248 239V238H247ZM64 240H66V239H64ZM227 240V235H226V233H225V227L223 226V230H222V232H221V234H220V236H219V241H226ZM58 241V240H57ZM62 241V240H61ZM52 242H56V241H52ZM65 243H66V241H64ZM256 243H258L257 242V240L255 241ZM31 243H33V242H31ZM58 243H59V241H58ZM64 243V244H65ZM52 244V243H51ZM51 244H47V248H48V245H51ZM56 244V243H55ZM62 244H63V242H62ZM61 245V244H60ZM52 246V245H51ZM54 246V245H53ZM64 246V245H63ZM257 246H259V244L257 245ZM54 247H56V246H54ZM57 247H58V245H57ZM61 247V246H60ZM186 246H184V248H185ZM254 247H255V245H254ZM253 246H252V249L254 248ZM59 248V247H58ZM63 248V247H62ZM51 249V248H50ZM49 248H48V253L52 250H50ZM55 249L56 248H54V250L53 251H55ZM46 250V249H45ZM56 250H58V249H56ZM254 250H255V248H254ZM58 252H59V250H58ZM63 253V252H62ZM66 253V252H65ZM51 254V253H50ZM58 254V253H57ZM59 254H61V253H59ZM58 254V255H59ZM53 255H56V253L55 254H53ZM67 255V254H66ZM61 256V255H60ZM59 256V257H60ZM68 256V255H67ZM55 257V256H54ZM64 258H66V257H64ZM60 258H58V261H60L59 260ZM62 259H63V257H62ZM61 259V260H62ZM86 261H87V263L86 264H104V263H102L101 261H99V260H96L95 258L94 259H92V258H87L86 259ZM85 261V262H86ZM30 262V261H29ZM35 262V261H34ZM60 262H62V261H60ZM31 264H33V262H30ZM34 264H36V263H34Z\"/></svg>", "mask_w": 264, "mask_h": 264}, {"label": "trees", "instance_id": "trees-1", "mask_svg": "<svg viewBox=\"0 0 264 264\" xmlns=\"http://www.w3.org/2000/svg\"><path fill=\"white\" fill-rule=\"evenodd\" d=\"M231 48H227V50H230ZM235 49H237V51H239L241 48L240 47H238V48H235Z\"/></svg>", "mask_w": 264, "mask_h": 264}]
</instances>
